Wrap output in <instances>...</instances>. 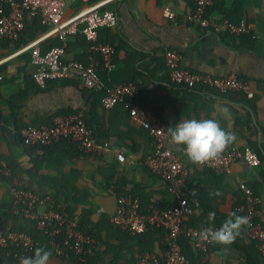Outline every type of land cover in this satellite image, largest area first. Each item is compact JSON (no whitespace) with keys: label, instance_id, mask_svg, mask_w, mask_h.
I'll return each mask as SVG.
<instances>
[{"label":"crops","instance_id":"obj_1","mask_svg":"<svg viewBox=\"0 0 264 264\" xmlns=\"http://www.w3.org/2000/svg\"><path fill=\"white\" fill-rule=\"evenodd\" d=\"M94 5L100 10L115 9L119 16L117 26L98 29L99 40L115 47L112 70L98 71L106 85L135 82V100L154 109L167 129L184 119H215L234 134L229 146L247 145L261 157L258 165L239 158L228 170L188 161L185 190L192 210L183 216L180 234V242L182 238L187 246V264H248L252 258L264 264V254L244 236L245 225L231 244L210 243L205 251L194 248L187 234L195 227L219 228L233 212L242 216L236 210L242 200L241 181L261 196L264 221V0H213L209 10L235 23L243 22L247 31L241 34L213 31L191 22L188 14L193 0H65L63 19ZM165 6L174 16H163ZM39 25V32L27 41L13 46L0 43V161L5 160L10 168L9 176L0 169V229L16 224L9 212L11 188L23 186L45 198L37 203L38 212L50 200L58 211L76 218L81 228L91 232L96 244L93 264H134L138 250L155 252L163 264L164 227L133 235L109 219L118 207L120 192L136 198L141 211L173 204L170 183L145 162L152 151V136L145 126L131 120L121 102L105 108L100 103L102 90L87 88L70 74L49 76L43 84L37 83L32 46L37 44L44 53L63 43L45 24L32 27ZM167 48L180 52L185 68L216 76L234 72L249 82L253 96L176 84L167 72ZM63 58L89 62L81 33L66 37ZM69 111L80 112L107 149L85 154L66 137L43 148L23 142L21 128L50 123L55 114ZM171 147L186 159L176 146ZM119 153L123 160L117 159ZM214 189L222 195L210 196ZM210 213H215L212 220ZM49 264L70 263L53 253Z\"/></svg>","mask_w":264,"mask_h":264},{"label":"built area","instance_id":"obj_2","mask_svg":"<svg viewBox=\"0 0 264 264\" xmlns=\"http://www.w3.org/2000/svg\"><path fill=\"white\" fill-rule=\"evenodd\" d=\"M193 2L194 7L189 12L188 19L194 24L209 30H223L233 34L247 31L243 22L235 23L225 16L213 14L209 10L213 0H193ZM64 7L65 0H0V39L5 36L11 39L18 38L25 20L38 16L49 32H55L63 43L51 46L44 53L37 44L32 46L31 60L36 64L35 81L43 84L46 77L70 74L87 88L102 90L100 96L102 106L110 108L121 102L131 120L147 128L153 138V147L145 162L150 170L170 183L174 196L173 204L160 210L141 211L136 198L126 191L120 192L118 207L109 219L113 224L126 228L131 234L142 233L147 225L164 227L167 232L164 264H187L180 234L183 216L192 210L185 190L188 159L174 152L169 143L170 137L163 118L154 109L143 107L135 100L138 92V85L135 82L123 81L106 85L99 77V68L110 71L114 67L115 47L109 42L99 40L98 29L103 26L118 25L119 16L116 10H100L94 5L63 19ZM162 14L165 17L174 16V12L166 6L163 7ZM76 33H81L86 40L90 55L88 63L63 58L66 37ZM165 58L168 75L176 84L199 86L220 92L231 91L247 97L253 96L249 82L234 72L216 76L185 68L181 65V54L176 48H167ZM20 134L26 145L39 148L52 145L61 137H66L75 141L85 154L99 153L107 149L105 143L96 139L93 129L87 124L83 115L75 111L55 114L50 123L25 126L21 128ZM239 158H244L251 165H258L261 162L258 153L247 145L228 146L217 159L210 160L203 166L228 170ZM117 159L123 160L124 156L119 153ZM0 169L4 175H10V168L5 160L0 161ZM239 188L242 190V200L237 204L236 210L249 220V223L244 226V236L254 242L258 250L264 254V221L260 216L262 198L244 181L239 182ZM11 195L10 212L35 219L36 227L48 235L56 255L67 258L74 254L79 261H82L94 254L95 239L88 231L80 227L76 218H70L58 211L50 200L45 203V209L38 212L37 203L44 200L23 186L13 185ZM204 228L209 227H195L187 231L192 239L193 247L202 251L207 250L210 245V242L199 238L198 234ZM8 244L20 246L21 252L15 262L20 264L21 258L30 257L29 254L36 245V240L31 233L22 230L0 229V245ZM134 264H160V260L155 252L138 250L135 253Z\"/></svg>","mask_w":264,"mask_h":264},{"label":"clouds","instance_id":"obj_3","mask_svg":"<svg viewBox=\"0 0 264 264\" xmlns=\"http://www.w3.org/2000/svg\"><path fill=\"white\" fill-rule=\"evenodd\" d=\"M167 132L169 143L176 146L189 162L201 166L217 159L235 139L234 134L221 128L215 119H184L175 127H169ZM209 195L220 196L222 193L214 189ZM214 217L215 213H210L208 218L212 220ZM248 223V217L233 212L219 228H204L198 235L203 241L229 245L239 235L242 226ZM52 254L45 247H36L32 256L21 258L20 264H49Z\"/></svg>","mask_w":264,"mask_h":264},{"label":"trees","instance_id":"obj_4","mask_svg":"<svg viewBox=\"0 0 264 264\" xmlns=\"http://www.w3.org/2000/svg\"><path fill=\"white\" fill-rule=\"evenodd\" d=\"M40 22H41V20L38 16H33L29 19H26L25 23H24V27L20 31L18 38L11 39V38H8L5 36V37L0 39V43L5 41L9 46L10 45L13 46V45H17L19 43H22L24 41H27L28 39L32 38L33 36H35L39 32V30L41 28L40 25H39V27H36L35 29L32 26H34V27L38 26V24ZM29 28H30V30H29ZM43 199H45V198H43ZM46 202H48V201H46ZM55 205L56 204H54V207H57V205L56 206ZM57 209L60 210L58 207H57ZM11 215H13L16 218V224L11 226L10 228L18 229V230H22V231L31 233L36 240V245L34 246L33 250L30 252V254H29L30 256L33 255L34 249L36 247H45L46 249L51 250L52 253L55 254L53 248L51 247V243H50L48 235L36 227L35 219L25 218L22 215H16V214H12V213H11ZM82 228L85 230V227H83V225H82ZM158 228L159 227H153V226L147 225L146 230H157ZM89 233L91 234L90 231H89ZM138 234H141V233H138ZM166 234H167V232H166ZM133 235H135V234H133ZM181 243H182L183 251L185 253H187V246L185 245V240H182V238H181ZM166 247H167V245H166ZM166 247H165V249H166ZM95 249H96V244L94 247V252H95ZM20 252H21V248H20V246H18L16 244H8L6 246L0 245V263L15 264L17 257L20 254ZM92 256H93V254L89 255L86 260H82V261H79L77 256L74 254H71L67 258H65V257H63V258L67 259L70 264H93V262H95V258H92ZM163 264H164V262H163ZM248 264H259L258 259L252 258L248 261Z\"/></svg>","mask_w":264,"mask_h":264}]
</instances>
